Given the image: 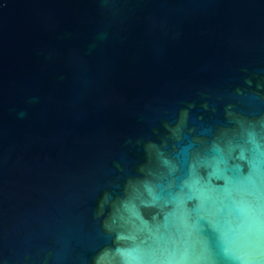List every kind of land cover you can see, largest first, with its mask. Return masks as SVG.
Listing matches in <instances>:
<instances>
[{
	"label": "water",
	"instance_id": "water-1",
	"mask_svg": "<svg viewBox=\"0 0 264 264\" xmlns=\"http://www.w3.org/2000/svg\"><path fill=\"white\" fill-rule=\"evenodd\" d=\"M250 172L264 0H0V264H234Z\"/></svg>",
	"mask_w": 264,
	"mask_h": 264
},
{
	"label": "clouds",
	"instance_id": "clouds-1",
	"mask_svg": "<svg viewBox=\"0 0 264 264\" xmlns=\"http://www.w3.org/2000/svg\"><path fill=\"white\" fill-rule=\"evenodd\" d=\"M219 163L226 165L227 160ZM232 167L239 173L238 164ZM223 178L225 186L218 199L227 208L225 225L220 229L224 254L234 264H264V203L253 183L252 172L243 177ZM245 183L252 187L244 188Z\"/></svg>",
	"mask_w": 264,
	"mask_h": 264
}]
</instances>
